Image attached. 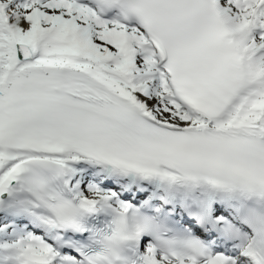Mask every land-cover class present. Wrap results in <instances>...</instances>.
Segmentation results:
<instances>
[{"label": "snow or ice", "instance_id": "1", "mask_svg": "<svg viewBox=\"0 0 264 264\" xmlns=\"http://www.w3.org/2000/svg\"><path fill=\"white\" fill-rule=\"evenodd\" d=\"M0 264H264V0H0Z\"/></svg>", "mask_w": 264, "mask_h": 264}]
</instances>
